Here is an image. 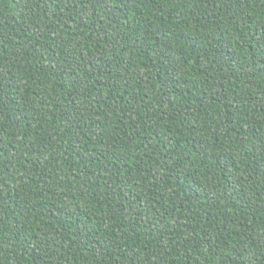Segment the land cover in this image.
Instances as JSON below:
<instances>
[{"label": "trees", "instance_id": "16d2710c", "mask_svg": "<svg viewBox=\"0 0 264 264\" xmlns=\"http://www.w3.org/2000/svg\"><path fill=\"white\" fill-rule=\"evenodd\" d=\"M0 264H264V0H0Z\"/></svg>", "mask_w": 264, "mask_h": 264}]
</instances>
